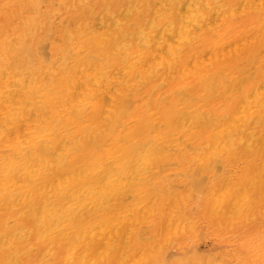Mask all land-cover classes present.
Returning <instances> with one entry per match:
<instances>
[{"label": "bare ground", "instance_id": "obj_1", "mask_svg": "<svg viewBox=\"0 0 264 264\" xmlns=\"http://www.w3.org/2000/svg\"><path fill=\"white\" fill-rule=\"evenodd\" d=\"M233 260L264 264V0H0V264Z\"/></svg>", "mask_w": 264, "mask_h": 264}, {"label": "rangeland", "instance_id": "obj_2", "mask_svg": "<svg viewBox=\"0 0 264 264\" xmlns=\"http://www.w3.org/2000/svg\"><path fill=\"white\" fill-rule=\"evenodd\" d=\"M22 4V3H20ZM23 10V8L21 9ZM20 10V11H21ZM24 11V10H23ZM22 12V11H21ZM52 37H54V35L52 34ZM231 171L233 170H238L239 169V162L235 165H232L231 167H229ZM207 183H209V180L207 181ZM194 194V193H193ZM191 194V196L193 195ZM205 195H207V193H205ZM199 208L196 209V213L199 212L200 210H198ZM195 213V214H196ZM193 214V215H195ZM202 217V218H201ZM198 218V222H197V228H196V234L195 236H193L194 239V243L197 244V247L199 249H205L204 251H209V253H219L220 248H222L225 245H229L228 248L226 250L229 251V253L231 255H233L234 253H241L243 252V242L245 240V236H247V234L250 232V230H253L254 225H237L235 226L234 229H231L232 232L230 230H226L223 227H220L217 224H210L208 222V220L205 218V216L203 217L200 216ZM203 220V222H202ZM200 221V222H199ZM202 222V223H201ZM199 224V225H198ZM203 229H202V228ZM237 227V228H236ZM219 229V230H218ZM204 230V231H203ZM217 230V231H216ZM202 231V232H201ZM213 232V234H212ZM230 232V233H229ZM211 233V234H209ZM199 234V236H198ZM208 234V236L206 235ZM231 234V235H230ZM201 235V236H200ZM214 235V236H213ZM217 235V236H215ZM205 236V237H204ZM213 237V238H212ZM235 237V238H234ZM202 238V239H201ZM208 238V239H207ZM212 238V239H211ZM215 238V239H214ZM227 238V239H226ZM230 238V239H229ZM221 239V240H220ZM238 239V240H237ZM196 240V241H195ZM200 240V242L198 241ZM207 241V242H206ZM219 241V242H218ZM231 241V242H230ZM184 243L182 244L184 246V248H188V245L190 246L191 244H194L193 241H188V238H185ZM218 242V243H217ZM226 242V243H225ZM187 243V244H186ZM204 243V244H202ZM214 243V244H213ZM224 243V244H223ZM230 243V244H228ZM186 246H185V245ZM221 244V245H220ZM233 246H232V245ZM216 245V246H215ZM213 247V248H212ZM232 247V248H231ZM209 248V249H208ZM219 250H218V249ZM240 248V249H239ZM231 249V251L229 250ZM218 251V252H216ZM232 264L235 262V260L231 261Z\"/></svg>", "mask_w": 264, "mask_h": 264}]
</instances>
